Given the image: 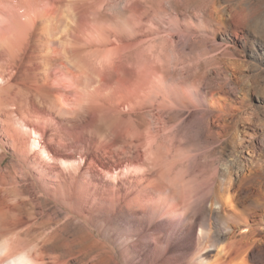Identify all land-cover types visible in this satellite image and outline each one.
I'll return each instance as SVG.
<instances>
[{"label": "rangeland", "instance_id": "374dc122", "mask_svg": "<svg viewBox=\"0 0 264 264\" xmlns=\"http://www.w3.org/2000/svg\"><path fill=\"white\" fill-rule=\"evenodd\" d=\"M131 3L149 8L152 47L141 49L165 65L166 107L155 97L128 136L131 121L63 132L0 110V241L36 245L45 264H187L171 246L190 213L159 207L175 194L183 208L218 202L229 170L251 190L248 262L264 264V0L118 1Z\"/></svg>", "mask_w": 264, "mask_h": 264}, {"label": "bare ground", "instance_id": "6f19581e", "mask_svg": "<svg viewBox=\"0 0 264 264\" xmlns=\"http://www.w3.org/2000/svg\"><path fill=\"white\" fill-rule=\"evenodd\" d=\"M118 1L0 0V110L9 122L15 119L28 127L40 121L66 132L74 123L97 129L104 124L120 128L131 121L135 129L129 124L128 136L141 131L139 114L156 105L155 97H161L159 107H166V68L163 63L156 66L148 51L153 30L149 8L141 10L133 3L122 7ZM121 9L128 11L127 22L119 19ZM144 43L150 47L141 49ZM40 150L46 153L45 146ZM230 173L221 174L218 202L210 199L188 209L175 194L159 207L171 215L190 213L171 246L187 264H250L254 231L243 204L251 190L237 185ZM153 190L160 196L164 189ZM219 218L224 226L214 229L212 220ZM7 238L0 241V264H45V254L36 245L20 250ZM224 238H229L226 245Z\"/></svg>", "mask_w": 264, "mask_h": 264}]
</instances>
